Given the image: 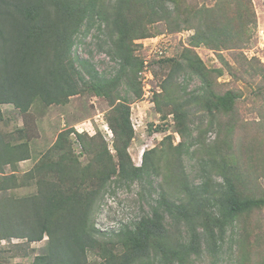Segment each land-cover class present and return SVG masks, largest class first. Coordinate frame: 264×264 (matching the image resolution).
<instances>
[{
	"label": "trees",
	"instance_id": "trees-1",
	"mask_svg": "<svg viewBox=\"0 0 264 264\" xmlns=\"http://www.w3.org/2000/svg\"><path fill=\"white\" fill-rule=\"evenodd\" d=\"M170 20L177 25L175 31L184 24L193 33L179 59L165 57L156 62L171 67L162 82L164 93L154 99L161 111L162 96L167 99L165 105H172L183 139L167 153L178 156L174 159L178 161L197 144L192 153L199 150L204 155L199 161L202 175L199 181H189L181 170V176L170 181L171 189L160 184L151 214L125 226L117 234L120 246L114 251L108 243H100L93 222L103 195L112 182L139 181L164 171L158 160L149 157L154 150L144 151L143 163L135 164L129 151L135 138L131 105L120 86L126 79L137 97L143 95L139 78L144 60L136 53L134 41L149 35L148 25ZM103 25L113 38L107 55L118 64L111 76L73 52L83 28L88 33ZM257 28L253 0H215L212 5L191 0H0V121L6 103L27 114L37 101L45 106L66 104L74 95L89 92L110 103L108 121L116 152L111 153L99 132L90 136L75 128L60 131L52 147L26 173L35 181L36 193L0 196V242L48 237L33 264H90L88 252L96 247L101 249L102 264H189L203 247L216 255L230 228L264 209V194L248 186V168L235 147L238 121L232 114L240 95L232 89L223 93L216 89L223 69L207 66L197 48L244 49L256 42ZM259 64L263 65L252 57L245 66L258 69ZM181 72L201 80L191 94L224 135L214 146L193 136L188 102L172 92L171 81ZM223 117L228 119L222 122ZM72 133L82 145L80 154L73 148ZM31 157L27 142L11 143L0 132L1 191L19 185L17 175L5 174V167Z\"/></svg>",
	"mask_w": 264,
	"mask_h": 264
},
{
	"label": "rangeland",
	"instance_id": "rangeland-1",
	"mask_svg": "<svg viewBox=\"0 0 264 264\" xmlns=\"http://www.w3.org/2000/svg\"><path fill=\"white\" fill-rule=\"evenodd\" d=\"M198 4L212 5L215 0H191ZM258 15V28L255 32L256 42L244 49H226L215 51L201 46L198 53L211 68H222L223 74L216 78V89L221 93L234 90L239 93L232 117L238 121L235 135V147L242 156L243 165L248 168V186L258 194H264V2L253 0ZM173 7V5H171ZM176 23L158 21L148 25L149 35L135 39V51L138 55L143 52V42L149 37L162 36L167 39V58L179 59L183 48L189 43L193 31L183 24L180 31H175ZM113 38L107 29L98 26L88 33L81 31L73 48L75 55L88 58L102 74L111 76L118 64L107 55L112 46ZM256 57L261 64L258 69L248 68L245 63ZM171 64L155 63L153 70L156 74L154 83L159 89L156 94H163L162 82L168 77ZM140 80V78H139ZM172 92L176 97H182L190 109L189 124L200 143L214 146L224 135L219 133L216 122L211 121L207 112L203 111L192 96L194 90L199 89L201 80L194 74L181 72L175 75ZM259 85L260 88H259ZM183 88H187L183 92ZM120 93L128 99L131 105V120L135 129V138L129 148L130 154L137 165L143 163V153L154 150L149 157L159 161L164 171L152 175L150 178L134 182H112L103 195L93 214V222L98 229L101 244L117 251L120 242L117 234L125 227L132 226L142 216L151 214L152 206L156 204L163 186L171 189L181 170H185L189 181H199L202 171L200 159L203 154L192 153L197 144L191 147L190 153L181 160L174 161L167 152L172 146L183 141L175 126L172 105L164 103L162 96L161 111L146 98L137 97L126 79L122 80ZM155 94V95H156ZM156 99V98H155ZM191 102H190V101ZM110 103L104 97L89 92L74 95L66 104L45 106L38 101L29 113H22L13 104H3L4 119L0 121V132L6 141L11 143L27 142L31 158L19 161L16 165L5 167V174L15 173L19 185L7 190H0V196L8 194L12 197H23L36 193L37 185L33 179L26 177V173L33 168L37 158H41L56 141L60 131L75 128L78 132L90 136L100 133V140L108 144L112 154H116L113 147V131L109 126L108 116ZM171 109V110H170ZM228 117L220 120L226 121ZM73 148L77 154L83 150L75 133ZM82 161L87 157L81 155ZM3 174L0 173V182ZM165 180V181H164ZM172 181V182H170ZM24 182V183H21ZM177 182H175V185ZM174 185V186H175ZM48 237L40 241L29 242L22 238H8L0 242V263L33 264L37 254L44 251ZM90 264H102L104 258L100 247L88 252ZM157 264V263H155ZM189 264H264V209L256 210L249 217L242 218L235 227L228 230L220 251L212 255L205 247L193 258Z\"/></svg>",
	"mask_w": 264,
	"mask_h": 264
},
{
	"label": "built area",
	"instance_id": "built-area-1",
	"mask_svg": "<svg viewBox=\"0 0 264 264\" xmlns=\"http://www.w3.org/2000/svg\"><path fill=\"white\" fill-rule=\"evenodd\" d=\"M167 39L162 36L149 37L143 42V69L140 72V81L143 88V98L148 102L155 104V94L159 92V86L156 87L154 83L155 72L153 70L154 64L167 56ZM79 131V130H78Z\"/></svg>",
	"mask_w": 264,
	"mask_h": 264
},
{
	"label": "clouds",
	"instance_id": "clouds-1",
	"mask_svg": "<svg viewBox=\"0 0 264 264\" xmlns=\"http://www.w3.org/2000/svg\"><path fill=\"white\" fill-rule=\"evenodd\" d=\"M80 132V131H79ZM84 132V131H83Z\"/></svg>",
	"mask_w": 264,
	"mask_h": 264
}]
</instances>
